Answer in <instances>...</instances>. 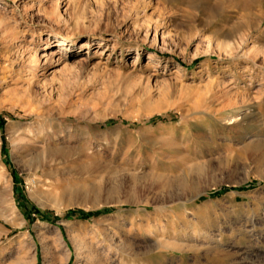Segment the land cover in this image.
<instances>
[{
  "label": "rangeland",
  "instance_id": "374dc122",
  "mask_svg": "<svg viewBox=\"0 0 264 264\" xmlns=\"http://www.w3.org/2000/svg\"><path fill=\"white\" fill-rule=\"evenodd\" d=\"M188 4L0 0V264H264V22Z\"/></svg>",
  "mask_w": 264,
  "mask_h": 264
},
{
  "label": "bare ground",
  "instance_id": "6f19581e",
  "mask_svg": "<svg viewBox=\"0 0 264 264\" xmlns=\"http://www.w3.org/2000/svg\"><path fill=\"white\" fill-rule=\"evenodd\" d=\"M195 4L198 5L197 9L194 8L193 6ZM187 9L188 11H191L194 13L193 14L194 18L199 15H203L206 17L205 24H211L213 26H217L220 28V30L223 33H225L220 36L222 40L220 43L217 44V49L219 52H222L224 54H229V55H232V53L235 52L244 43L245 41L244 38L247 35L246 33L244 34V31L248 33L250 30L254 28H257V27L259 28L261 24L264 22V0H189ZM194 18H192V20ZM154 38H156V34H154ZM57 39H58V45H62L63 40H61V38H57ZM215 39H217V37H215ZM45 50L46 48H43L41 51H45ZM30 56L28 60L30 62V59H31L34 65L32 70H29L31 67L28 63L26 65L25 64L18 65L17 69L14 71L15 73L14 79H11V82L15 84L14 86L17 85L16 81L20 77V75L23 73V71L27 69L26 71L27 74H25L26 89L30 88V71L36 72V70L40 66L39 60L32 56L30 58ZM6 59L10 63H12V65H15V61L12 59V56L10 55L9 51L6 52ZM12 129H13L12 126L8 127L9 131H11ZM19 141H22V139H19ZM59 156H61V153L58 151L50 150L48 152H45L44 150L41 152L40 155H38L37 157H34L30 161V168L34 170H36L37 168H41L42 163L45 160H48V161H51L53 159L55 160V158ZM1 177L2 176H0V179ZM181 179H182V176H181ZM156 182L158 186L160 187L163 186V184H161V180L160 182L156 180ZM187 182L188 181L186 180V178H184L180 180V182L178 183H173L167 186H163L162 191H164V194L166 197L170 196L177 191L185 190L188 184ZM0 184L4 186L6 182L3 181V182H0ZM149 230L150 229H148V231Z\"/></svg>",
  "mask_w": 264,
  "mask_h": 264
}]
</instances>
